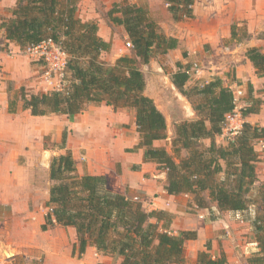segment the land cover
<instances>
[{"label":"trees","instance_id":"1","mask_svg":"<svg viewBox=\"0 0 264 264\" xmlns=\"http://www.w3.org/2000/svg\"><path fill=\"white\" fill-rule=\"evenodd\" d=\"M78 0H16L11 16L0 19L5 38L21 50L51 38L68 54L64 87L61 90L27 92L8 97V112L15 113L18 101L32 115L81 113L88 104L105 102L114 109H130L138 132L132 148L143 149V161L153 162L166 174L164 189L172 195L188 194L198 208L214 203L220 212L254 210L251 226L259 250L247 258L264 264V182L256 194V164L260 153L255 146L264 138V126L244 121L240 130L225 144L217 143L226 115L235 109L231 86L219 77L189 84L188 64L177 61L170 75L176 89L190 103L193 118L180 117L173 123L171 138L167 121L152 97L145 93L146 78L140 64H148L178 45L176 37L166 35L149 10L128 0L115 2L107 16L123 25L132 44L131 54L118 57L113 64L101 58L111 43L98 34L94 21H83L77 14ZM174 19L192 17L193 0H167ZM245 28H231V38H248ZM246 57L258 75L264 71V53L248 47ZM11 91V88H8ZM241 108L243 117L260 110L262 99L248 86ZM170 138V148L154 141ZM204 140H209L206 144ZM65 135L62 136V145ZM47 212L43 229L54 223L72 226L77 233L75 250L82 253L94 246L104 255L121 258V264H227L224 252L214 256L209 242L195 258H186L184 243L195 239L196 231L174 233L171 214L165 210H146L138 201L113 191L105 175L77 171L69 151L53 155L49 162Z\"/></svg>","mask_w":264,"mask_h":264},{"label":"crops","instance_id":"2","mask_svg":"<svg viewBox=\"0 0 264 264\" xmlns=\"http://www.w3.org/2000/svg\"><path fill=\"white\" fill-rule=\"evenodd\" d=\"M118 1L78 0L76 10L81 20L96 22L99 36L111 43L109 51L101 53V58L110 64L130 52V48H119L122 40L129 41L123 25L109 23L107 16ZM128 1L146 7L164 33L178 40L176 48L159 55L161 59L140 66L146 78V94L149 74L164 77L172 84L170 75L178 69L179 61L200 69L189 84L219 77L225 84L241 88L240 98L246 96L251 86L262 99L260 110L243 117L240 104L236 113L242 123L264 126V71L258 75L245 55L248 47H257L264 53V0H193L192 17L177 20L168 10L167 0ZM15 4L16 0H0V19L11 16ZM232 26L245 28L248 38L236 42L231 38ZM19 50L0 29L1 251L3 247L12 250L13 259H23L24 264H121L120 257L104 255L94 246H88L82 253L77 250L72 253L77 243L72 226L54 223L42 228L51 183L50 159L69 151L80 174L105 175L113 191L140 202L144 209L169 212L172 232L196 231V238L184 243L186 258L194 259L197 251L209 242L211 253L216 256L224 252L227 264H252L247 258L259 248L251 221L241 218L246 214L220 212L214 203L209 208H198L191 204L188 194L167 193L165 172L157 170L153 162L143 161V149L132 150L138 142L132 110L114 109L102 102L88 104L76 115H32L18 101L17 111L9 113L8 81L15 82L16 87L32 88V92L48 90L40 85L42 62L28 55H11ZM172 88L176 89L173 84ZM177 95L186 109L182 117L193 118L195 113L190 103L178 90ZM63 135L65 143L61 146ZM227 137L225 133L218 135L216 142L225 144ZM161 141H154V145L164 146ZM204 142L208 144L209 140ZM255 148L260 160L256 164L258 180L253 192L264 182V138ZM247 216L252 219L254 210ZM8 261L0 257V264Z\"/></svg>","mask_w":264,"mask_h":264},{"label":"built area","instance_id":"3","mask_svg":"<svg viewBox=\"0 0 264 264\" xmlns=\"http://www.w3.org/2000/svg\"><path fill=\"white\" fill-rule=\"evenodd\" d=\"M168 5V4H167ZM126 47L131 48L130 41L126 42ZM20 49V48H19ZM21 50V49H20ZM26 55L40 60L44 66V70L41 75V83L45 84L49 90H61L64 87L68 54L61 48L59 43H56L51 38H47L39 42L38 44L28 45L23 50ZM200 69L198 67H192L186 70L190 75L198 74ZM234 96L235 109L233 112L226 115V121L222 134H226L227 139L236 134L242 125L241 118L236 113L237 101L243 94L241 88L231 87ZM81 159H84L82 157Z\"/></svg>","mask_w":264,"mask_h":264},{"label":"rangeland","instance_id":"4","mask_svg":"<svg viewBox=\"0 0 264 264\" xmlns=\"http://www.w3.org/2000/svg\"><path fill=\"white\" fill-rule=\"evenodd\" d=\"M120 1H122V0H120ZM109 23H111V22H109ZM120 47L121 48L126 47V41L125 40H122V42L119 45V48ZM128 54H131V48H130V52ZM11 55H26V54L24 52H22L21 50H19L17 52H13ZM157 59H161V58L157 57ZM140 66H141V64H140ZM195 76H197V74L196 75L195 74L190 75V79L194 80ZM40 85L45 86V84H43L41 82H40ZM8 88L9 89L11 88V91H8V96L17 97L19 99L18 90L20 87H16L15 82L12 83L11 81H8ZM25 90L27 92H32V88H28V89L25 88ZM147 94L150 95L154 99L158 108H160L163 111V113L166 117V120H167V133H168V136L171 138L172 133H173V123L178 118L182 117L183 114H186V109L182 105V101H180L179 96L177 95V90L172 88V84L169 83V81L166 78H164V77L162 78L161 76L152 77V74H149V77L147 79ZM183 102L185 103V101H183ZM240 104L243 106V104H244L243 98H240L237 101V108ZM185 105H186V103H185ZM238 111H239V109H238ZM188 117H190V116H188ZM170 138L167 140L161 141V142H164V144L166 145V146L165 145L164 146L168 149L170 148V144H169ZM255 194H256V192L251 191L250 195L253 196ZM244 214H246V215H242L241 218H243L244 221H246L248 219V216H247L248 212L246 211V212H244ZM240 225H242V224L240 223ZM14 256L6 257L3 255L2 251L0 250V257L2 258V260H9L8 263H6V264H24L23 259H20V260L19 259H13ZM18 258H20V257H18Z\"/></svg>","mask_w":264,"mask_h":264},{"label":"water","instance_id":"5","mask_svg":"<svg viewBox=\"0 0 264 264\" xmlns=\"http://www.w3.org/2000/svg\"><path fill=\"white\" fill-rule=\"evenodd\" d=\"M2 253L6 257H12L15 254L12 250L6 249L5 247L2 248Z\"/></svg>","mask_w":264,"mask_h":264},{"label":"bare ground","instance_id":"6","mask_svg":"<svg viewBox=\"0 0 264 264\" xmlns=\"http://www.w3.org/2000/svg\"><path fill=\"white\" fill-rule=\"evenodd\" d=\"M6 248V247H5Z\"/></svg>","mask_w":264,"mask_h":264}]
</instances>
